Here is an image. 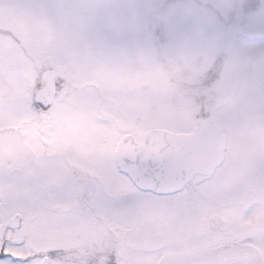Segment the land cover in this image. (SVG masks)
<instances>
[{
	"label": "rangeland",
	"instance_id": "obj_1",
	"mask_svg": "<svg viewBox=\"0 0 264 264\" xmlns=\"http://www.w3.org/2000/svg\"><path fill=\"white\" fill-rule=\"evenodd\" d=\"M257 5L264 7V0H0V157L48 160L35 155L27 133L39 73L55 65L70 68L77 79L68 104L51 110L74 115L75 127L93 124L94 109L115 114V131L123 123L137 131L191 133L202 117L210 116L228 135L229 162L236 167L237 146L249 151L260 144V130L251 123L264 108V90L256 85L264 81V47L247 36L237 39L222 21L238 19ZM144 28L142 48L139 40L120 43V35ZM125 125L114 134L115 142L127 131ZM9 127L22 130L24 141ZM224 171L213 183L197 176L175 194H135L125 216L142 264H264L258 247L256 254L243 244L239 261L237 246L221 245L224 236L238 238L235 215L224 219L226 225L210 221L221 206L237 208L249 195L239 192L238 171ZM245 181L248 190L251 182ZM117 184L121 192L132 190Z\"/></svg>",
	"mask_w": 264,
	"mask_h": 264
},
{
	"label": "snow or ice",
	"instance_id": "obj_2",
	"mask_svg": "<svg viewBox=\"0 0 264 264\" xmlns=\"http://www.w3.org/2000/svg\"><path fill=\"white\" fill-rule=\"evenodd\" d=\"M222 22L237 39L264 47V7ZM149 179L146 168L127 161L69 169L41 158L0 157V264H142L125 212L136 193L150 191L143 183ZM117 182L132 190L121 192Z\"/></svg>",
	"mask_w": 264,
	"mask_h": 264
},
{
	"label": "flooded vegetation",
	"instance_id": "obj_3",
	"mask_svg": "<svg viewBox=\"0 0 264 264\" xmlns=\"http://www.w3.org/2000/svg\"><path fill=\"white\" fill-rule=\"evenodd\" d=\"M254 2H256V0H252V3ZM218 15L220 14L218 13ZM146 35L147 34L145 28L138 29L134 30L133 33L129 36L125 34L120 35L119 41L121 43V39L129 41L139 40L140 48L143 45L141 43L146 40ZM120 45L126 50L130 48V45H126L124 42ZM104 58L106 59L107 57L105 56ZM101 63L102 62H100V64ZM107 63H110L108 58L106 60V64ZM250 67L254 69L253 62H251ZM98 69L99 67L95 69L96 71H98L97 76L99 79H102L99 75ZM252 69L251 72H253ZM50 71H53L56 74V95L53 99L51 107L48 108L47 111H45L42 108H35L34 104L37 102L36 96L38 92L41 91L44 87V74ZM132 73L136 74V70ZM137 73L140 75V81L142 83L144 82L145 84L144 72L140 69L137 70ZM39 75L41 82L38 86V89L33 93V102L31 108L32 111L29 116L30 124H28L30 125L31 129L27 133L28 136H30V144L32 145V151L35 152L36 156L42 153V156L44 155L46 159L51 161L62 162L69 169H75L78 165L83 166L89 162L94 161H106L117 163V149L121 141L127 136H132L133 139L137 142L143 133L148 132L146 130H142L141 127L138 128V131L136 129H132V127L128 129L127 126L123 123L117 126V130L115 131V114L111 111L101 109H94L92 111V115L90 117L94 122L93 124L75 127V119L73 117L74 115L66 116L64 114V112L66 111L65 109L59 110L58 114H54V110H51L56 105L65 106L71 100L73 96V89L75 88L74 82H76L75 80L77 79L73 71L70 68L64 69L63 67L53 65L45 70H41ZM257 81V87L261 90H264V81ZM236 90V97L238 102V85ZM257 102L258 100L256 99V105ZM262 111V114L257 113L256 118L252 119L253 123H251L252 125L257 126L260 130L259 147H252L251 145L250 150L246 151V148L245 150H238L239 148L237 146L234 153L235 160L233 161L236 167L230 166L231 164L229 162V159L231 158L230 155L233 153L229 146V137L225 134L223 127L220 126L222 133L226 137L227 142L225 160L223 164L214 171L213 174L209 176H200L207 184V182L209 183L211 180L213 183V179L215 178V176H217L218 173H220L223 169H225L224 173H227L226 175H230L233 172L238 171V181L240 184L239 187L241 189L239 192H247L249 194L248 196L244 197L245 200L249 201H240H244V204H237V208H234L232 205L221 206L223 210L210 218V221H213L214 219H217L218 221L219 219L221 225H226L228 223L224 219H227V217L230 215H235L238 218V238L232 236H224L219 239V241H221V245L223 244L225 246L224 247L222 245L224 248H231L232 246H237L239 261L242 260L243 244L252 246V248L256 250V254H259V252L261 254H264V108L262 109ZM88 112L90 114V111ZM235 114L236 121L238 122V108L236 109ZM232 122L233 121H229V124H231ZM247 123L244 125L246 131H248L247 126L249 125ZM124 125L126 126L125 129L127 128V131H124V134H122L120 138L115 142L114 134L117 132H121L122 129L124 130ZM198 125L199 122L197 126ZM131 126L135 127V125ZM74 127L77 130H74ZM7 129L11 132H18L20 136V141H24V134L22 130H19L15 127H9ZM152 129L157 130L155 128H151L149 129V131H152ZM79 149L81 150L79 151ZM82 159H86V162L83 163L81 161ZM248 178L251 183L248 190H245L243 186L246 183L245 179ZM212 183L207 187L208 192L210 193L211 188L214 186V184ZM145 194L159 196L151 192H147ZM215 199L217 200L216 197ZM248 230L251 231L250 234ZM230 233L233 234L231 231ZM255 234L260 235V237H256ZM257 240H260V242H257ZM247 241H249L251 244L246 243ZM257 247L259 252L256 249Z\"/></svg>",
	"mask_w": 264,
	"mask_h": 264
},
{
	"label": "water",
	"instance_id": "obj_4",
	"mask_svg": "<svg viewBox=\"0 0 264 264\" xmlns=\"http://www.w3.org/2000/svg\"><path fill=\"white\" fill-rule=\"evenodd\" d=\"M44 87L37 102L51 105L56 95V74H44ZM226 137L212 117L199 120L189 134H173L152 130L136 142L125 137L117 149V163L127 161L147 169L150 179L144 187L159 195H171L184 190L196 176H209L225 160Z\"/></svg>",
	"mask_w": 264,
	"mask_h": 264
}]
</instances>
